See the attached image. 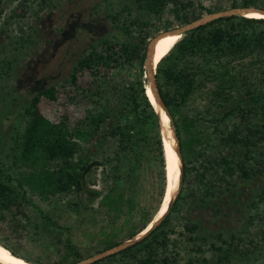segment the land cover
<instances>
[{
	"label": "trees",
	"instance_id": "16d2710c",
	"mask_svg": "<svg viewBox=\"0 0 264 264\" xmlns=\"http://www.w3.org/2000/svg\"><path fill=\"white\" fill-rule=\"evenodd\" d=\"M55 6L54 0H0V145L9 136L14 143V166L0 162V244L32 264L52 263L14 248L25 235L63 244L53 264L86 259L70 237L62 240L61 225L36 210L35 198L70 197L69 208L99 226L96 253L152 223L167 194L168 166L147 96L149 31L226 9L203 0H92L91 17L105 24L95 20L89 27L109 25L107 33L90 41L68 80L21 95L13 84L17 68L36 48L41 13ZM236 7L264 4L234 1ZM156 78L180 141V191L147 236L94 264H182L185 250L186 264L248 257L254 240L248 245V238H227L224 231L202 233L194 216L207 211L220 217L240 203L246 184L264 182V18L223 17L187 32L159 62ZM63 95L69 113L53 122L43 104ZM143 192L151 193L150 205L142 203ZM263 203L264 186L251 206Z\"/></svg>",
	"mask_w": 264,
	"mask_h": 264
},
{
	"label": "rangeland",
	"instance_id": "374dc122",
	"mask_svg": "<svg viewBox=\"0 0 264 264\" xmlns=\"http://www.w3.org/2000/svg\"><path fill=\"white\" fill-rule=\"evenodd\" d=\"M234 1L239 4L243 3V0H203L207 6H223L226 8L225 10L230 9ZM257 2L261 5L264 4V0H257ZM54 3L56 4L54 8L41 13L42 19L36 23L38 31L36 48L32 55L27 57L22 65L18 66L16 78L13 80V84L19 88L20 94L27 97H31L38 90L68 80L73 71V66L81 54L86 51L90 41L97 35L106 34L110 28L109 25H101L100 29L98 26L94 30L90 29V24L95 23V20L105 24L100 16L91 17L92 0H54ZM16 5L14 3L11 7ZM10 10L9 7L7 12ZM175 28L151 29L148 45L157 35ZM68 113L69 108L65 95L57 102H44L43 104V114L53 122H59ZM169 124L170 122H167L166 128L171 133ZM162 136L164 137L163 132ZM13 147L14 143L10 136L5 138V141L0 145V162L8 168L14 166ZM263 186L264 182L261 180L250 181L243 188L242 195L239 197L240 203L226 207L224 215H220V217L207 211L196 213L194 216L202 225V233L205 230L224 231L227 238H230L232 234L244 239L248 238L246 240L248 245L251 244V239L254 240L256 248H250L252 251L248 257L237 256L226 264H264V203L259 205L258 209L251 206L257 195L262 192ZM150 194V192L141 193V201L144 205L151 204L152 197ZM70 200V197L61 195L50 203L35 198L34 204L37 211L49 214L54 221L63 227L62 230H57V232H62V240L70 237L76 248L88 259L99 254L96 253L99 248L97 246L99 226L95 225L91 218H86L84 215L71 210L68 206ZM7 227L5 226L6 230ZM248 234L250 237L247 236ZM12 245L21 253L27 256L35 255L36 258L38 257L46 263H56L63 254V244H58L56 240L51 238L42 240L33 237L32 239V236L25 235L22 242H15ZM207 255L209 257L210 254ZM182 257V264H186L189 252L182 251ZM117 262L112 264H122L119 259Z\"/></svg>",
	"mask_w": 264,
	"mask_h": 264
},
{
	"label": "water",
	"instance_id": "95a60500",
	"mask_svg": "<svg viewBox=\"0 0 264 264\" xmlns=\"http://www.w3.org/2000/svg\"><path fill=\"white\" fill-rule=\"evenodd\" d=\"M247 12H255V13L264 14V9L259 8V7H246V8L245 7H236V8H230V9H227L224 11L216 12V13H211V14L203 16L202 18L194 20L193 22L179 26V27L175 28L174 30L161 33V34L157 35L155 38H153V40H151V42L149 43L148 48H147V55H146L145 66H144V68L146 70V76L145 77L148 79V85L152 88V91H153L159 105L165 111L167 116L170 118V128H171L172 136H173L174 143H175L177 153H178L180 163H181L180 182H179L178 191H177L176 195L174 196L172 202L170 203L169 208L163 214V216L160 218V220H158L157 222L152 224V226L149 225L150 228L148 226L142 236H140L139 238H137L138 236H136L135 238L130 239L128 241H125L123 244H121V245H119L113 249H109V250H106L104 252H101V253L93 256V257H90L88 259L80 261L76 264H94L95 262L100 261V260H102L108 256H111L112 254L117 253V252H120V251L128 248L129 246L135 244L136 242L140 241L141 239H143L155 227H157L160 224V222L165 218V216L169 213L170 207L172 206L173 202L175 201L177 195L179 194L180 186L182 183L183 159H182V154H181L179 138H178L177 133L175 131V127L171 124L172 118L168 112V109H167L165 103L163 102V99L161 97V94H160V91L158 88V81L156 78V69H157L158 65L156 66L154 63V54H153L154 47H155V44L157 43V41L160 38L171 35V34H177V35H180L181 37H183L187 32H190L194 29H197L200 26L205 25L209 22H212L216 19L223 18V17H229V16H244V14ZM147 96H148V94H147ZM149 100H150V98H149ZM158 118H159V116H158ZM159 122H160V120H159ZM161 129H162V125H161ZM153 221H152V223H153ZM0 264H3V263L0 262Z\"/></svg>",
	"mask_w": 264,
	"mask_h": 264
},
{
	"label": "bare ground",
	"instance_id": "6f19581e",
	"mask_svg": "<svg viewBox=\"0 0 264 264\" xmlns=\"http://www.w3.org/2000/svg\"><path fill=\"white\" fill-rule=\"evenodd\" d=\"M244 17L249 18H264V14L255 13V12H247L244 14ZM182 38L180 35L177 34H171L165 37L160 38L154 47V63L157 66L159 62L169 54V52L172 50V48L175 46V44L179 41V39ZM148 97L151 100V103H153V106L156 109V112L159 116L160 123L162 125V132L164 134V143L166 148V161H167V173H168V189L167 194L164 197L162 207L160 211L157 213L153 223L160 220V218L163 216V214L167 211L169 208L170 203L172 202L174 196L176 195L178 188H179V182H180V170H181V163L180 159L177 153V149L174 143V139L172 136V132L169 133L166 124L167 122H170V118L167 116L165 111L161 108L159 105L152 88L148 85L147 89ZM169 119V121H168ZM170 125V124H169ZM169 127V126H168ZM170 128V127H169ZM149 226V228H150ZM145 230L138 235L137 238L142 236L144 234ZM0 262L3 264H32L14 254H12L10 251H8L6 248H4L0 244Z\"/></svg>",
	"mask_w": 264,
	"mask_h": 264
}]
</instances>
